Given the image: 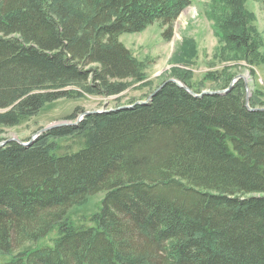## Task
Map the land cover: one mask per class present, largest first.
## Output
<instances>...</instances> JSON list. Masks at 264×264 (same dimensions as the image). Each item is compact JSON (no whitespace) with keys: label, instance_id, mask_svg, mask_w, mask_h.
Returning a JSON list of instances; mask_svg holds the SVG:
<instances>
[{"label":"trees","instance_id":"16d2710c","mask_svg":"<svg viewBox=\"0 0 264 264\" xmlns=\"http://www.w3.org/2000/svg\"><path fill=\"white\" fill-rule=\"evenodd\" d=\"M243 2L207 14L246 56L258 41ZM190 3L0 0V131L61 96L121 92L142 76L119 34L158 19L169 37ZM160 83L146 102L76 106L75 123L0 144V264H264V106L238 78L223 93ZM100 190L93 211L68 215Z\"/></svg>","mask_w":264,"mask_h":264},{"label":"rangeland","instance_id":"374dc122","mask_svg":"<svg viewBox=\"0 0 264 264\" xmlns=\"http://www.w3.org/2000/svg\"><path fill=\"white\" fill-rule=\"evenodd\" d=\"M243 1L247 29L252 39L258 41L256 49L249 55H243L241 48L227 42L222 32L214 30V21L207 14L214 0H191L174 19L169 37L163 35L166 26L158 19L138 31L119 34V40L140 62L141 78L127 80V86L115 94L100 95L83 90L78 97L61 96L46 101L37 112L20 117L13 125L2 126L0 140L8 137L24 140L46 125L75 123L82 117V112H77L73 119L65 116L76 106L85 111L102 110L131 100H144L147 93L168 77H182L201 91L221 87L227 80L233 84L238 78L244 82L246 103L252 100L253 105L264 106V8L261 0ZM66 87L80 85L69 83ZM103 195L104 190L88 194L68 208V215L74 217L82 211H93ZM47 241L43 239L42 243ZM29 244L13 253L31 247ZM3 257L5 255L0 254V258Z\"/></svg>","mask_w":264,"mask_h":264},{"label":"water","instance_id":"95a60500","mask_svg":"<svg viewBox=\"0 0 264 264\" xmlns=\"http://www.w3.org/2000/svg\"><path fill=\"white\" fill-rule=\"evenodd\" d=\"M169 80H173L174 81L175 79L174 78H169ZM162 83H160L159 86L157 88H155L152 92H150V94H148V96L144 100H138V101L146 102L151 97V95L162 85ZM185 87L188 88L187 86H185ZM231 87H232V84H229V86L227 88H224V89H207V90L201 91L200 94L201 93H223L226 90H229ZM245 100L247 102V96H245ZM123 106H127V104L126 105H123ZM255 109H257V108H255ZM261 109H264V107L261 108ZM94 111H100V110H86V111H84V113H89V112H94ZM77 120H75V122ZM66 123H70V122H58V123H55V124L46 125L45 127L40 128L35 134H33L30 137V140L27 141V142L22 141V140H20L19 138H16V137H8L6 139L0 140V144H3V143H5V141H9V140H17L18 142H21L23 144L24 143H28V142L30 143V141H32L37 136L38 133H41V132H43V131H45V130L53 127V126H57V125H61V124H66Z\"/></svg>","mask_w":264,"mask_h":264}]
</instances>
